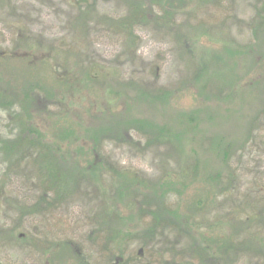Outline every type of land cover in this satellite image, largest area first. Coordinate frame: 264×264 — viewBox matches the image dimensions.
<instances>
[{"label":"rangeland","instance_id":"374dc122","mask_svg":"<svg viewBox=\"0 0 264 264\" xmlns=\"http://www.w3.org/2000/svg\"><path fill=\"white\" fill-rule=\"evenodd\" d=\"M263 19L264 0H0V264H211L190 253L209 237L233 245L217 264H264Z\"/></svg>","mask_w":264,"mask_h":264},{"label":"trees","instance_id":"16d2710c","mask_svg":"<svg viewBox=\"0 0 264 264\" xmlns=\"http://www.w3.org/2000/svg\"><path fill=\"white\" fill-rule=\"evenodd\" d=\"M133 8H134V11L135 12H134V15L131 16L130 18L135 17L137 14H140V15L137 18H135V19L134 18L131 19V21L129 22V24L126 23L127 18L129 16L123 17V18H121V19H119V20H117L115 22H111L110 28L111 27H114V30L116 31V33H117L118 36L124 37L122 34L118 33L120 31H124L126 37H128V36L129 37H132V35H133V27H132L133 24L136 23V22H138V21H140L143 17H145L146 15H148L150 12H152V10H151L152 8L149 9L148 6H145L143 4L135 5ZM171 12H173L172 9H171ZM129 15H131V13ZM18 140H20V139H18ZM15 145H16L15 143L12 144L11 145V149H14ZM231 148H232L231 143H229V145L228 144L225 145V147H224V149L222 151L223 152V155H224L223 156V162H225V163H226L227 160H229L228 156H229V152H230ZM50 150H51V146H50ZM195 176H197V171L195 172V175L193 177H195ZM209 180L210 181H213L211 179H209ZM167 185L168 184H166L165 186H167ZM174 191L175 192H177V191L179 192L178 189L173 190L172 188H169L168 187V192H174ZM44 195L48 196L47 193H45ZM43 199H44V197L41 198V202H39L38 205L41 204L42 206H45L46 208H48L49 206L52 207V203L51 202L46 201V200H43ZM198 204L199 203L196 202L197 208H198ZM33 208H35V207H33ZM151 215L154 216V217H156L154 213H152ZM156 221H161V220L157 219ZM150 232H152V229H149L148 231H144L143 232V235H150L149 234ZM201 241H202L201 244H196V243L193 244L194 247H192L190 249V253L192 254V256L198 255V257H200V252L203 253L204 255H207L208 254L209 257L208 258L206 257V261L207 262L211 261V264H217L216 263L217 254L220 251V250L217 249V247L220 249L221 246L222 247L225 246L226 249H227V246H228V250H230V251L233 250V245H232V242H230V240L225 241V240L214 239L213 237H209V238H201ZM258 244L260 246L259 247V252L264 255V242L263 241H258ZM243 247L245 248V250H253V249H251V247L254 248V244L253 243H245L243 245ZM219 259H221L220 261H223V258H219ZM83 260L86 263L85 259H83ZM202 260H203V257H202ZM116 262H118V261L116 260Z\"/></svg>","mask_w":264,"mask_h":264}]
</instances>
